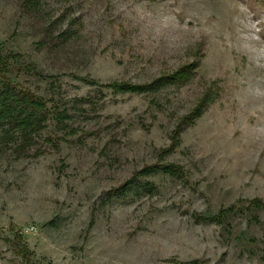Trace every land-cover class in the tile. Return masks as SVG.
<instances>
[{
    "label": "rangeland",
    "instance_id": "374dc122",
    "mask_svg": "<svg viewBox=\"0 0 264 264\" xmlns=\"http://www.w3.org/2000/svg\"><path fill=\"white\" fill-rule=\"evenodd\" d=\"M0 44L64 112L0 128V264H264V0H0Z\"/></svg>",
    "mask_w": 264,
    "mask_h": 264
},
{
    "label": "trees",
    "instance_id": "16d2710c",
    "mask_svg": "<svg viewBox=\"0 0 264 264\" xmlns=\"http://www.w3.org/2000/svg\"><path fill=\"white\" fill-rule=\"evenodd\" d=\"M15 57L16 54L4 52L3 45L0 44V128L4 139L12 140L21 137L23 143H27L32 134L45 127V121L50 112L57 116V123H62L61 118L64 112L58 111L57 108L50 110L44 98L14 85L6 75L10 70V60ZM114 86L127 91L148 89V86L141 85L114 84ZM165 169L171 173L174 171L168 166Z\"/></svg>",
    "mask_w": 264,
    "mask_h": 264
}]
</instances>
